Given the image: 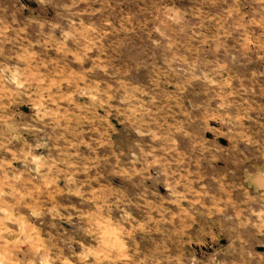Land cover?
<instances>
[{
	"label": "rangeland",
	"instance_id": "1",
	"mask_svg": "<svg viewBox=\"0 0 264 264\" xmlns=\"http://www.w3.org/2000/svg\"><path fill=\"white\" fill-rule=\"evenodd\" d=\"M0 264H264V0H0Z\"/></svg>",
	"mask_w": 264,
	"mask_h": 264
}]
</instances>
